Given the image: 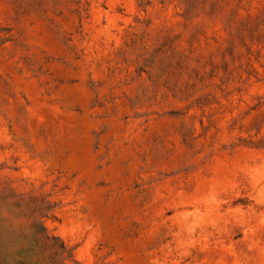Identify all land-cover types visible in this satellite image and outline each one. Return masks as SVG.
Segmentation results:
<instances>
[{"label":"rangeland","instance_id":"obj_1","mask_svg":"<svg viewBox=\"0 0 264 264\" xmlns=\"http://www.w3.org/2000/svg\"><path fill=\"white\" fill-rule=\"evenodd\" d=\"M0 264H264V0H0Z\"/></svg>","mask_w":264,"mask_h":264}]
</instances>
